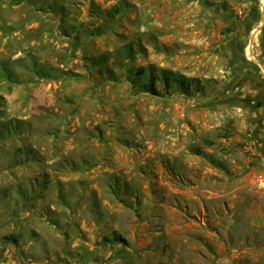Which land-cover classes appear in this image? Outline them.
Listing matches in <instances>:
<instances>
[{
  "label": "rangeland",
  "instance_id": "obj_1",
  "mask_svg": "<svg viewBox=\"0 0 264 264\" xmlns=\"http://www.w3.org/2000/svg\"><path fill=\"white\" fill-rule=\"evenodd\" d=\"M256 7L0 0L1 152L19 176L1 218L31 203L57 230L49 263L264 264V164L238 94Z\"/></svg>",
  "mask_w": 264,
  "mask_h": 264
},
{
  "label": "crops",
  "instance_id": "obj_2",
  "mask_svg": "<svg viewBox=\"0 0 264 264\" xmlns=\"http://www.w3.org/2000/svg\"><path fill=\"white\" fill-rule=\"evenodd\" d=\"M251 22L253 27L251 31H255L250 40L251 49L250 55L252 58L243 55V62L239 69L241 77L238 82V94L244 100V108L249 110V120L252 126V140L254 141V148L258 151L260 158L254 159V162H262L264 164V0H258V7L251 12ZM1 133L0 136V186L4 185L0 190L5 191V197L11 195V191L15 189L13 183L19 178L18 175H12L13 167L17 163L12 154L7 156L2 154V146L5 142ZM5 175H4V172ZM36 176V175H35ZM31 177L35 181L34 177ZM40 180L44 175L37 176ZM29 179H27L28 181ZM26 181V182H27ZM20 191H25L21 190ZM44 192L43 194H45ZM33 203V202H32ZM6 203L0 202V264H64L62 261H53L49 263L51 258H57L56 250L53 249V243L44 231L50 232L53 227L49 225L30 223L29 204L18 202L15 210L6 212V218L2 219L3 211H6L2 205ZM45 203L42 209L45 210ZM47 210V209H46ZM21 214L20 217L15 218L14 212ZM262 220L254 218L252 220V227H260ZM30 227L32 231L31 237L33 240L27 241L25 247L27 251L20 249V235L22 227ZM8 228L7 231H4ZM3 229V230H2ZM64 247V246H63ZM62 255V251L59 252ZM116 261L120 262V258ZM118 264V263H117Z\"/></svg>",
  "mask_w": 264,
  "mask_h": 264
},
{
  "label": "built area",
  "instance_id": "obj_3",
  "mask_svg": "<svg viewBox=\"0 0 264 264\" xmlns=\"http://www.w3.org/2000/svg\"><path fill=\"white\" fill-rule=\"evenodd\" d=\"M238 12L241 13V11H238ZM253 146H254V142H253V140H250V141L246 144V149H247V150H250V149L253 148Z\"/></svg>",
  "mask_w": 264,
  "mask_h": 264
},
{
  "label": "trees",
  "instance_id": "obj_4",
  "mask_svg": "<svg viewBox=\"0 0 264 264\" xmlns=\"http://www.w3.org/2000/svg\"><path fill=\"white\" fill-rule=\"evenodd\" d=\"M174 82H178V81H180V79H178V76L176 75V76H174V80H173ZM149 90H151V91H154V89L152 88V86L151 85H149Z\"/></svg>",
  "mask_w": 264,
  "mask_h": 264
}]
</instances>
